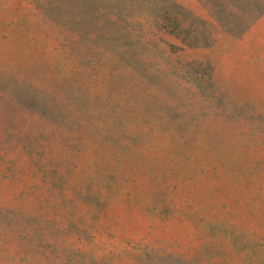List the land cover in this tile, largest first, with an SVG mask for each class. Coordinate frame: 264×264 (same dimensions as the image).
Wrapping results in <instances>:
<instances>
[{"label": "rangeland", "instance_id": "374dc122", "mask_svg": "<svg viewBox=\"0 0 264 264\" xmlns=\"http://www.w3.org/2000/svg\"><path fill=\"white\" fill-rule=\"evenodd\" d=\"M0 264H264V0H0Z\"/></svg>", "mask_w": 264, "mask_h": 264}]
</instances>
